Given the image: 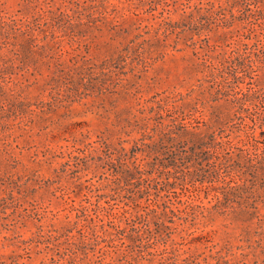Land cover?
<instances>
[{
    "label": "rangeland",
    "instance_id": "374dc122",
    "mask_svg": "<svg viewBox=\"0 0 264 264\" xmlns=\"http://www.w3.org/2000/svg\"><path fill=\"white\" fill-rule=\"evenodd\" d=\"M0 264H264V0H0Z\"/></svg>",
    "mask_w": 264,
    "mask_h": 264
}]
</instances>
